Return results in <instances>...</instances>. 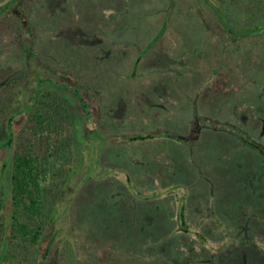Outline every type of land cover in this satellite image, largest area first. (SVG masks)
<instances>
[{"label":"rangeland","instance_id":"obj_1","mask_svg":"<svg viewBox=\"0 0 264 264\" xmlns=\"http://www.w3.org/2000/svg\"><path fill=\"white\" fill-rule=\"evenodd\" d=\"M21 3L24 0H0V15L6 16L0 21V91L14 72L19 76L18 69L23 67L26 56V50L11 32L12 21L7 22L16 20ZM25 3L36 6L34 20L42 26L34 29L41 61L50 62L48 67L54 72L71 73L94 91L101 90L103 84L108 88L118 86L116 94L105 96V104L100 107L107 111V118L95 113L78 122L76 141L78 146L84 145L82 158L77 162L81 167L76 168V180L60 189L56 208L63 213V220L60 226L47 228L40 242V247L45 246L41 253L44 255L48 247V232L57 229L56 242L71 237L77 250L70 252L78 254V251L82 260L96 261L108 255L112 264H135L139 261L136 255L141 260L139 264H192L193 256L202 249L201 243L179 245L181 253L170 261L167 254L155 251L161 244L155 243L156 240L166 242L175 236L171 235V215H165L169 213L166 207L174 206V200L183 195L178 190L170 192L167 199L165 186L186 177L189 184L186 216L195 220L196 228L220 229L221 225L215 224L210 214L200 213L205 209L202 206L213 200L211 205L214 203L218 211L224 198L229 209L228 199L232 195L228 192L234 184L242 185L237 172L241 157L233 149L237 142L234 129L220 124L254 132L257 118L260 117V124L264 120V112L254 102L250 107L256 110L255 121L249 118L252 114L242 116L249 112L248 108L238 111L235 106L236 101H252L253 94L260 93L264 49L253 51L256 44L252 43L245 50L247 58L235 62L238 57L228 53L226 62L217 61L220 31L209 32L204 21L208 20L209 12L201 0H188L195 11L190 16L184 14L173 19L169 16L170 0H26ZM245 12H234L237 28L264 23V0ZM137 60L138 75L125 77L124 70L134 72ZM24 70L27 72V67ZM43 70L44 66L40 67ZM211 77L218 91L209 94L210 101H201L200 85ZM25 79L18 78L8 92V97H13L12 111L29 100ZM67 79L62 76V80ZM42 84L55 85L48 80ZM124 107L125 114L120 116ZM198 123L200 135L193 132ZM159 128L175 132L179 140L158 135ZM16 130L15 124L9 131L4 122L0 123V189L5 193ZM87 135L93 142L86 144ZM172 166L176 169L173 176L166 170ZM200 171L213 176L214 184L200 178ZM136 174L142 178L141 183L138 179L134 181ZM125 176H132L131 182L137 187L125 182ZM199 183H203L204 191ZM64 194L67 197L63 199ZM198 197L201 200L194 204ZM56 248V245L48 248L44 264H55ZM172 255L176 257L173 252Z\"/></svg>","mask_w":264,"mask_h":264},{"label":"trees","instance_id":"obj_2","mask_svg":"<svg viewBox=\"0 0 264 264\" xmlns=\"http://www.w3.org/2000/svg\"><path fill=\"white\" fill-rule=\"evenodd\" d=\"M25 1L21 3L18 16L15 13L16 20L7 19V22L12 21L11 32L16 37L19 46L26 50L23 67L18 69L21 70L19 76L14 72L8 77L0 91V123L4 122L9 131L11 125L17 126L14 136L15 147L10 158L8 191L5 193L0 189V264H44L48 248L54 245L57 247L55 264H112L108 255L102 256L100 259L95 257L96 261H86L82 260V255L78 251V254L75 252L72 254L70 249L77 250L75 242L71 237L69 240L63 237L56 242L57 229L48 232L49 238H46V240L49 239L48 247L44 255L41 253L45 249V246L40 247L45 231L47 228L48 230L53 229L54 225L60 226L63 220V213L56 208L59 203L56 200L60 189L65 184L76 180L74 179L76 168L81 167L77 162L82 158L81 146L84 145L78 146L76 141L75 134L79 130L78 122L92 117L95 113H102L101 116L107 118V111L101 110L100 107L105 104V96L116 94L115 90L117 91L118 86L108 88L107 84L106 86L103 84L101 90L94 91L87 83H81L71 73L61 70L54 72L52 67H48L50 62L41 61V55L37 50L39 49V38L37 35L35 36L34 29L37 31L42 26L39 24L40 22L34 20L37 13L36 6L25 3ZM208 1L210 3H207ZM170 2V19L180 18L184 14L190 16V13L195 11L188 0H170ZM201 2L208 8V20L202 18H204L209 32L220 31L221 38L219 40L221 43H219L217 61L226 62L229 58L228 53L238 57L237 59L231 57L235 62L240 58H247L245 50L252 43L256 44L253 51L264 49V35H261L264 33V23L239 29L234 13L236 11L245 14L246 8L255 7L256 3H262L263 0H201ZM5 17L0 15V21ZM36 25L38 26L36 27ZM138 65L139 60L134 63V72L124 70L125 77L138 75ZM43 66L44 70L40 71V67ZM25 67H27V72L24 73ZM12 70H7V72L10 73ZM62 76L68 79L62 80ZM18 78H26L25 84L27 83L28 86L26 90L29 91L30 97L29 100L20 104L19 109L12 111L13 97H8V92L18 83ZM46 80L55 85L43 86L42 83ZM212 80L213 77L208 78L200 85L198 98L201 101L206 99L210 101L211 95L209 94L218 91V88H214ZM32 82H36V84L33 85ZM260 85L262 86H260V93L253 94L252 101H236L235 106L238 111L242 108L249 109L248 113L241 114L244 118L252 114L249 118L255 121L256 110L250 107L253 102L258 110L264 112L263 80ZM256 87H259V83ZM104 89L106 90L105 94L103 93ZM126 92H124V96H127ZM247 105L248 107H246ZM125 110L124 107L120 116L125 114ZM257 120L255 123L252 122L256 128L254 132H246L244 128H235L224 123L220 124L221 127L234 129L237 142L233 145V149L238 151L235 153H239L241 157L238 158L240 168L237 172L238 181L242 185L237 187L234 184L232 190L228 192L232 195L228 199L229 209H227V200L224 198L220 200L222 205L218 207V211H216L214 203L211 205L213 200L206 203L209 205L208 207L204 204L205 206L202 207L205 209L202 211L200 208L197 209L201 211L200 213L210 214L215 224L221 225L220 229H217L221 232L216 233L217 230L214 228L210 230L200 228V226L196 228L195 220L186 216L187 193L189 192H187L189 184L186 177H180L178 183L175 179L174 184L165 186L166 196L164 197L167 199H170V192L174 193L179 190L183 194L176 200L172 198L175 202L174 206L166 207L168 208L166 211L169 213H165V215H171L170 222L173 231L171 235L175 236L166 242L163 240L155 242L161 243L159 249L155 251L167 254L168 261L176 259L177 255L181 253L179 245L185 247L198 242L201 243L202 249L197 253V256H193L192 264H264V120L261 124L258 123L260 117ZM256 123L261 125L259 132L256 131L259 127ZM199 130L198 123L193 132L200 135ZM170 131L167 128H159L157 134L167 135L175 141L179 140V135ZM144 133L148 134V132ZM87 136L86 144L93 142L89 135ZM134 138H140V136L131 137V140ZM166 170L172 176L176 171L173 166ZM127 176L124 177V181L130 183L133 178L132 176L127 178ZM199 177L210 185L214 184L213 176L200 171ZM136 179H138L137 182H142V178L137 174L134 181ZM148 179L151 180L150 175ZM143 182L145 181L143 180ZM202 184L199 183L200 190L203 189ZM134 185L137 187L136 183ZM65 197H67L65 194L61 195V198ZM61 198L59 199L61 200ZM200 200V197L195 198L194 204H198ZM152 237L155 238V236ZM213 241L220 242L218 244ZM190 249L192 248H188V250ZM148 250V252L154 251L153 249ZM172 252L176 254V257L170 256ZM77 255L81 257L77 259ZM68 257L71 260H68ZM135 258L141 261L136 255ZM139 261L135 264H139Z\"/></svg>","mask_w":264,"mask_h":264},{"label":"flooded vegetation","instance_id":"obj_3","mask_svg":"<svg viewBox=\"0 0 264 264\" xmlns=\"http://www.w3.org/2000/svg\"><path fill=\"white\" fill-rule=\"evenodd\" d=\"M207 3H210V2L208 1ZM235 31H237V30H235Z\"/></svg>","mask_w":264,"mask_h":264},{"label":"water","instance_id":"obj_4","mask_svg":"<svg viewBox=\"0 0 264 264\" xmlns=\"http://www.w3.org/2000/svg\"><path fill=\"white\" fill-rule=\"evenodd\" d=\"M11 139H9L8 143L10 142Z\"/></svg>","mask_w":264,"mask_h":264}]
</instances>
